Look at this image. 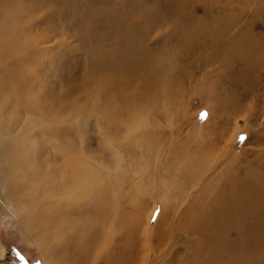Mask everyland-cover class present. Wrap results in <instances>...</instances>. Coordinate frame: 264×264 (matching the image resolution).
<instances>
[{
  "label": "rangeland",
  "instance_id": "1",
  "mask_svg": "<svg viewBox=\"0 0 264 264\" xmlns=\"http://www.w3.org/2000/svg\"><path fill=\"white\" fill-rule=\"evenodd\" d=\"M0 30V264H264V0H0Z\"/></svg>",
  "mask_w": 264,
  "mask_h": 264
},
{
  "label": "bare ground",
  "instance_id": "2",
  "mask_svg": "<svg viewBox=\"0 0 264 264\" xmlns=\"http://www.w3.org/2000/svg\"><path fill=\"white\" fill-rule=\"evenodd\" d=\"M3 30V29H2ZM2 30H0L1 32H2ZM5 57V56H4ZM14 72V71H13ZM7 73V72H6ZM98 79V78H97ZM106 79V78H105ZM99 81H101V80H99ZM103 83H105V82H103ZM102 83V84H103ZM96 85V84H95ZM105 85V84H104ZM106 87H107V85H105ZM102 87V86H101ZM96 88V87H95ZM98 88V87H97ZM99 89H100V87H99ZM7 91H8V93H13V95L16 93V92H18L17 91V88L14 86V88H11V87H9V88H7ZM2 97V96H1ZM1 97H0V99H1ZM13 99V96L12 97H10V101ZM17 102H18V106H17V108H12L13 109V113H16L18 116H19V114L18 113H20V112H22L23 113V115L25 114L27 117L29 116V115H31V113H29L30 111H32L31 110V106H27L24 102H22L21 101V99H20V96H19V98H17V100H16ZM34 109V108H33ZM32 114H33V112H32ZM111 118V117H110ZM114 118V117H113ZM26 119V118H25ZM29 119V118H28ZM27 120V119H26ZM25 120V121H26ZM116 120V119H115ZM23 122V121H22ZM2 123H1V119H0V125H1ZM111 124V123H110ZM21 125H23L24 127L22 128L21 127ZM113 125V124H112ZM111 125V126H112ZM115 125H116V123H115ZM31 126V125H30ZM114 126V125H113ZM112 126V127H113ZM37 127V126H36ZM20 128H21V130H20V135H25L26 134V131L25 130H27L26 128H30L29 126H28V124H23V123H21L20 124ZM111 128V127H110ZM10 129H12V128H9V130ZM13 129H15V128H13ZM29 130V129H28ZM2 144H3V142H1ZM5 145V144H4ZM1 146H3V145H0V148L2 149V147ZM13 150V149H12ZM46 150V149H45ZM6 151H8V150H6ZM41 151V150H40ZM42 152H43V150H42ZM53 152L54 151H52V153L51 154H53ZM40 152H38V154H39ZM44 153V152H43ZM47 153H48V151H47ZM46 153V154H47ZM41 154V153H40ZM50 154V155H51ZM58 154V153H57ZM65 155V154H64ZM12 156V155H11ZM47 156H49V153H48V155ZM47 156L45 157V158H47ZM57 157H58V155H57ZM42 158H43V156H42ZM53 158V155H52V157H51V159ZM59 158V157H58ZM64 158V157H63ZM55 159H57L56 157H55ZM71 159V158H70ZM43 160V159H42ZM58 160V159H57ZM57 160H56V162H57ZM62 160V159H61ZM60 160V161H61ZM66 160V159H65ZM64 160V161H65ZM4 161H6V163L9 165L10 164V162H9V159H5ZM51 161V160H50ZM52 161H54V160H52ZM64 161H63V165H64ZM55 161H54V163H56ZM58 163H59V161H58ZM66 164H67V161L65 162ZM60 164V163H59ZM81 164L83 165L84 164V166H85V163H83V161L82 160H80V159H78L77 157H75L74 156V158L72 157V159L69 161V164H68V166H63V165H61V166H63L64 168H62V170H63V173L65 172V171H67L68 172V179L66 178V175H62L61 177H60V179L59 178H57L58 179V181H59V183H58V185H60V189H61V192L62 193H64V191H66L67 192V194L66 195H68V199H67V201L68 202H66L65 204L67 205V206H69V207H67L68 209H67V212L69 213V214H73V215H77L78 216V218L80 219L81 218V216H84V215H89V213L92 215V213H93V211H94V208H93V206H94V201H95V195H94V185H93V181L91 180L92 178H91V173H90V169H89V167H87V166H85L84 167V171L82 170L81 171ZM60 166V165H59ZM60 166V167H61ZM56 169V168H55ZM57 170H59V169H57ZM61 170V171H62ZM56 173V172H55ZM55 173H54V175H55ZM60 173V172H59ZM70 173V174H69ZM54 175H53V177L52 178H54ZM58 176H59V174H58ZM96 176V175H95ZM98 177V176H97ZM55 178H56V176H55ZM110 178V177H109ZM99 179V178H98ZM55 180V179H54ZM58 181H55V182H58ZM95 182V181H94ZM54 183V182H53ZM97 183V182H96ZM50 184H52V183H50ZM98 184V183H97ZM53 185V184H52ZM68 185L70 186L69 188H68ZM9 187V186H8ZM50 187H51V185H50ZM64 188H66V190H64ZM54 189H56L57 190V188H56V186L54 187ZM54 192V191H53ZM55 193V192H54ZM103 193V192H102ZM101 193V194H102ZM65 194V193H64ZM98 195H100V194H98ZM67 198V197H66ZM98 198V197H97ZM85 201H87V202H85ZM105 201V200H104ZM104 201H102V202H104ZM99 202V201H98ZM0 203H2L3 204V202H2V200L0 199ZM3 206L5 207V209L8 211H6L7 213H9L10 215L9 216H11V217H14V215L12 214L13 212H11L10 211V209H8V207H6V205H4L3 204ZM99 207H101V205L99 206ZM103 207V206H102ZM63 208V207H62ZM61 208V209H62ZM105 209H106V207H105ZM104 209V210H105ZM20 211H21V209H20ZM61 213H62V211H61ZM22 214H24V213H22ZM102 214V213H101ZM98 217H99V215H98ZM62 218V217H61ZM15 219V218H14ZM88 219H90V218H88ZM92 220V219H91ZM106 223V222H105ZM123 224V223H122ZM29 225V224H28ZM27 227H29V226H27ZM26 227H24V229H25ZM96 229V228H95ZM26 230V229H25ZM26 232V231H25ZM27 233V232H26ZM28 234V233H27ZM215 238V237H214ZM215 242H216V240H215ZM254 242V241H253ZM260 242V241H259ZM217 243V242H216ZM219 243V242H218ZM259 244V243H258ZM35 245L36 246H38V244L35 242ZM215 245H217V244H215ZM214 245V246H215ZM219 245V244H218ZM229 246H230V244H229ZM239 246V245H238ZM257 247H259V246H257ZM256 247V248H257ZM214 248V247H213ZM229 248V247H228ZM38 249L40 250V247H38ZM237 249V248H236ZM212 250V249H211ZM243 250H244V248H243ZM222 251V250H221ZM205 252V251H204ZM206 252H207V250H206ZM208 254H209V252H207ZM4 254H5V250H4V247L3 246H1L0 245V257L1 258H3V256H4ZM207 254V255H208ZM215 256V255H214ZM213 256V257H214ZM217 257V256H216ZM222 257V256H221ZM246 257V256H245ZM213 258H211V260H212ZM217 259V258H216ZM245 259V258H244ZM236 260V259H235ZM241 260H242V258H241ZM43 261H44V263H45V259L43 258ZM221 261H222V258H221ZM238 261V260H237ZM213 262V261H212ZM221 263V262H220ZM238 263H239V261H238ZM212 264V263H211ZM222 264V263H221Z\"/></svg>",
  "mask_w": 264,
  "mask_h": 264
}]
</instances>
